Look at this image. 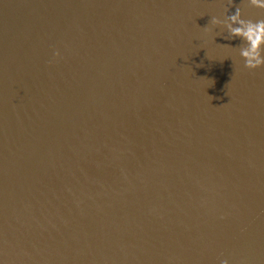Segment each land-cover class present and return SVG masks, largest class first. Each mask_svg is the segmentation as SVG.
<instances>
[{
  "label": "water",
  "instance_id": "1",
  "mask_svg": "<svg viewBox=\"0 0 264 264\" xmlns=\"http://www.w3.org/2000/svg\"><path fill=\"white\" fill-rule=\"evenodd\" d=\"M236 7L264 19L0 0V264H264V67L211 23Z\"/></svg>",
  "mask_w": 264,
  "mask_h": 264
},
{
  "label": "clouds",
  "instance_id": "2",
  "mask_svg": "<svg viewBox=\"0 0 264 264\" xmlns=\"http://www.w3.org/2000/svg\"><path fill=\"white\" fill-rule=\"evenodd\" d=\"M250 6L264 9V0H248ZM211 23L227 29L232 38H239L243 44L240 47V56L244 60V66L250 70L264 67V19L253 21L243 18L239 7L233 14H229L224 20L212 18ZM59 56V53H55ZM221 264H228L227 260Z\"/></svg>",
  "mask_w": 264,
  "mask_h": 264
}]
</instances>
